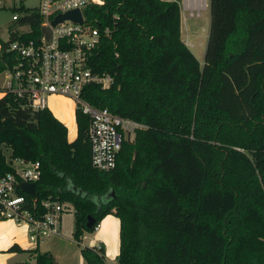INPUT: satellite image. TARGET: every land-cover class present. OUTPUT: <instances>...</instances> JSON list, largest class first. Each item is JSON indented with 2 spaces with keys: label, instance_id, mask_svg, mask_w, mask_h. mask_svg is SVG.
Returning <instances> with one entry per match:
<instances>
[{
  "label": "trees",
  "instance_id": "16d2710c",
  "mask_svg": "<svg viewBox=\"0 0 264 264\" xmlns=\"http://www.w3.org/2000/svg\"><path fill=\"white\" fill-rule=\"evenodd\" d=\"M11 8L17 17L0 40V72L14 61L11 40L40 33L37 6ZM207 9L200 66L180 37L179 0L82 8L100 30L89 66L112 82H89L81 97L145 124L121 142L108 170L91 165L89 117L79 108L68 140L47 107L0 96V175L12 157L38 160L34 193L17 191L28 203L48 195L69 203L76 242L115 215L116 264H264V0H207ZM79 250L87 264H104L102 244ZM32 252L33 264H59Z\"/></svg>",
  "mask_w": 264,
  "mask_h": 264
},
{
  "label": "built area",
  "instance_id": "2783aa9c",
  "mask_svg": "<svg viewBox=\"0 0 264 264\" xmlns=\"http://www.w3.org/2000/svg\"><path fill=\"white\" fill-rule=\"evenodd\" d=\"M100 3L102 0H38L40 33L34 38L13 39L8 43L7 50L12 52L14 61L10 68L3 70L6 77L3 93L11 92L34 110L47 107L50 95L70 98L74 108H79L89 117L87 134L91 165L108 170L115 164L121 142L132 139L135 130L145 127V124L111 112L106 107L94 106L80 95L83 86L89 82H96L102 88L112 82L110 74L92 72L88 63L100 30L85 19L82 8ZM198 5L197 0H179V6L189 15ZM71 8L79 9L81 21L65 18L51 25L50 21L57 13ZM16 17L17 12L14 11L11 18ZM44 26L49 29L47 35L42 29ZM101 31L108 34L106 26ZM9 164L11 170L0 175V218L21 223L32 244L58 234L64 208L61 200L48 195L28 203L25 195L17 191L19 181L34 183L39 178L38 160L12 157ZM104 264H107L105 260Z\"/></svg>",
  "mask_w": 264,
  "mask_h": 264
},
{
  "label": "crops",
  "instance_id": "0c3cea01",
  "mask_svg": "<svg viewBox=\"0 0 264 264\" xmlns=\"http://www.w3.org/2000/svg\"><path fill=\"white\" fill-rule=\"evenodd\" d=\"M198 4L199 1L197 0ZM3 2V0H2ZM19 2V0L17 1ZM205 2V0H204ZM13 5H17L15 0H12L9 8ZM24 5V4H23ZM5 4L3 2V6ZM12 9V8H11ZM183 11L180 7V12ZM187 11V10H185ZM14 11L12 10L10 16L6 14V16L0 18V40H6L8 37V26L12 25L13 20L11 18V14ZM20 28V26L18 27ZM1 75L4 76L3 71L0 72ZM5 77V76H4ZM6 81V77H5ZM5 81L0 77V96L3 94V88L5 86ZM49 97H57L62 100H66L67 103L71 102V105L67 107V109H63L62 112L58 111L57 113L50 110L51 113L60 120L63 124L66 125V129L68 132V126L65 121H68L69 118L74 122V103L72 100L66 96L62 95H50ZM48 97V98H49ZM65 101V102H66ZM69 104V103H68ZM68 104H66L68 106ZM62 116L65 118L63 119ZM76 128L74 134L71 138H67L68 140H72L75 137ZM118 226L119 221L118 218L112 213H107L103 215L98 223L96 224L93 231L87 232L85 231L80 241L77 242L78 245H99L102 244L104 247V260L108 263L113 264L115 261V255L118 252ZM88 235L90 238L86 244L82 243L83 238ZM63 234L59 233L55 235H51L45 238L43 241H39L36 244H32L28 241L27 235L25 233L24 226L21 223L14 222L10 219L0 218V264H31L33 262V249H38L40 251H48L52 254L53 258L59 264H69L67 256L63 254L62 249L60 248V240L62 239ZM16 244L18 249H9V246ZM82 258V257H81ZM83 260V259H82ZM80 264H86L85 261H79Z\"/></svg>",
  "mask_w": 264,
  "mask_h": 264
},
{
  "label": "rangeland",
  "instance_id": "374dc122",
  "mask_svg": "<svg viewBox=\"0 0 264 264\" xmlns=\"http://www.w3.org/2000/svg\"><path fill=\"white\" fill-rule=\"evenodd\" d=\"M12 0H3L5 7H0V18L1 16L4 17L6 14L10 16L12 11L9 8V5ZM18 0H15L16 4ZM20 1V0H19ZM24 6L27 7H35L38 4V0H21ZM198 8V9H197ZM197 8L192 9L191 14L189 15L187 11L180 12V37L184 41V43L189 47L191 52L194 54L196 59L199 62V65H202L203 56H204V49L208 34V24H209V14L207 9V0L199 1V5ZM24 25L20 26L19 29H25ZM0 77L3 78L5 81V77L0 74ZM66 101V100H65ZM61 98L57 97H49L47 98V107L48 109L54 112H62L63 109H67L71 105V102H65ZM73 103V101H72ZM68 104V106L66 105ZM64 112V111H63ZM64 119L65 117L62 116ZM68 121H65L68 126L67 138H71L75 131L74 122L69 118ZM65 125V124H64ZM66 126V125H65ZM8 149L3 148V153L5 156H8ZM73 207L69 203L64 204L63 211L60 216V226L59 231L63 234L62 239L60 240V248L64 255H66L69 264H80L79 261H84L81 258L79 245L73 237ZM90 236L86 235L82 240L84 244L88 242ZM83 259V260H82ZM105 263L110 264L105 261ZM33 264V262L31 263ZM85 264V263H84ZM87 264V263H86ZM115 264V261L114 263Z\"/></svg>",
  "mask_w": 264,
  "mask_h": 264
},
{
  "label": "water",
  "instance_id": "95a60500",
  "mask_svg": "<svg viewBox=\"0 0 264 264\" xmlns=\"http://www.w3.org/2000/svg\"><path fill=\"white\" fill-rule=\"evenodd\" d=\"M65 18H70L72 20L81 21V13L78 8H71L67 9L63 12L57 13L50 21L51 25L55 24L58 21H61ZM43 31L45 32V35L48 34L49 29L48 27L44 26L42 27ZM17 186L21 191H24L29 194L34 193V183L28 182V181H19L17 183ZM94 218L92 215H87L85 220V226L91 227L93 224Z\"/></svg>",
  "mask_w": 264,
  "mask_h": 264
},
{
  "label": "bare ground",
  "instance_id": "6f19581e",
  "mask_svg": "<svg viewBox=\"0 0 264 264\" xmlns=\"http://www.w3.org/2000/svg\"><path fill=\"white\" fill-rule=\"evenodd\" d=\"M25 193V192H24ZM30 195V194H29Z\"/></svg>",
  "mask_w": 264,
  "mask_h": 264
}]
</instances>
